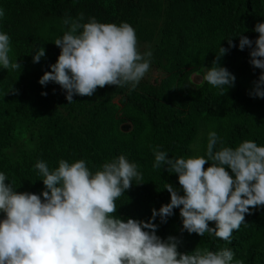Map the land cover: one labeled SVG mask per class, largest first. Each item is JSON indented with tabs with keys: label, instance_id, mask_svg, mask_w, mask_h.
<instances>
[{
	"label": "trees",
	"instance_id": "16d2710c",
	"mask_svg": "<svg viewBox=\"0 0 264 264\" xmlns=\"http://www.w3.org/2000/svg\"><path fill=\"white\" fill-rule=\"evenodd\" d=\"M0 9V31L10 37V61L21 65L0 68V172L18 192L44 189L34 167L39 160L53 170L61 159H83L95 173L124 155L137 164L142 178L133 179L116 200V215L147 222L153 208L170 202L166 183L181 187L167 166L153 168L154 150L167 152L169 159L205 156L211 131L220 138L214 152L246 140L264 146V98L249 95L262 70L249 63L250 49L240 50L237 36H259L253 29L264 22V0H0ZM69 18L81 25L95 18L134 28L137 50L150 61L134 90L129 84L105 85L90 97L74 95L69 104L60 85L38 83L57 61L60 48L54 41L68 30L64 21ZM230 38L237 47L229 48ZM40 46L45 57L33 63ZM219 47L229 49L219 63L235 75L234 87L222 94L207 82L192 86L190 75L205 74ZM125 121L133 124L129 132L121 130ZM154 223L162 239L179 238L180 252L231 249L233 264H264V206L245 214L231 242L208 233L189 234L178 208L165 223L159 218ZM208 223L215 228L214 221Z\"/></svg>",
	"mask_w": 264,
	"mask_h": 264
},
{
	"label": "clouds",
	"instance_id": "9594fccd",
	"mask_svg": "<svg viewBox=\"0 0 264 264\" xmlns=\"http://www.w3.org/2000/svg\"><path fill=\"white\" fill-rule=\"evenodd\" d=\"M64 24L68 30L54 41L60 48L57 61L38 83L60 85L69 104L74 95L90 97L105 85L129 84L134 90L149 71L150 61L138 52L130 24L100 23L95 18L83 25L69 18ZM253 31L259 33L255 40L237 35L238 48L250 49L249 63L262 70L249 95L264 98V22L257 23ZM227 40L229 48L237 47L231 38ZM228 50L219 47L212 67L193 76H202L201 83L207 82L222 94L236 80L219 63ZM10 51V37L0 31V68H21L10 61ZM44 57L45 48L40 46L34 50L33 63ZM124 124L133 129L125 121L121 130ZM219 141L215 131L209 132L205 156L169 159L167 152L154 150L153 168L167 166L169 174L178 175L181 187L166 183L170 202L159 210L153 208L147 222L116 215V200L134 184L133 179L142 178L137 164L124 155L104 163L95 173L83 159L72 163L61 159L53 170L39 160L34 166L43 177L44 189L39 194L18 192L0 172V264H233L231 249L178 251L179 238L162 239L157 235L159 224L154 223L157 218L165 223L178 208L183 230L189 234L203 237L208 233L231 242L245 214L264 206V146L246 140L235 148L214 152ZM210 221L215 228L209 226Z\"/></svg>",
	"mask_w": 264,
	"mask_h": 264
},
{
	"label": "water",
	"instance_id": "95a60500",
	"mask_svg": "<svg viewBox=\"0 0 264 264\" xmlns=\"http://www.w3.org/2000/svg\"><path fill=\"white\" fill-rule=\"evenodd\" d=\"M196 73H199L200 75H203V72L202 71L193 72L190 75L189 82H190V84L192 86L200 87L203 84V83H201L202 80H203V77L202 76H195V77H193ZM131 129H132V125L131 124H124V125H122V130L124 132L130 131Z\"/></svg>",
	"mask_w": 264,
	"mask_h": 264
}]
</instances>
